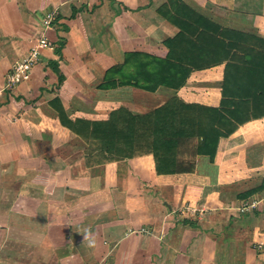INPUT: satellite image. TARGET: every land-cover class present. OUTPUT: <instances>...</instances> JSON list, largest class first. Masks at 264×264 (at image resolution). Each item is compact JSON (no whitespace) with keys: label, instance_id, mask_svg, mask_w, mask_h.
Returning <instances> with one entry per match:
<instances>
[{"label":"crops","instance_id":"0c3cea01","mask_svg":"<svg viewBox=\"0 0 264 264\" xmlns=\"http://www.w3.org/2000/svg\"><path fill=\"white\" fill-rule=\"evenodd\" d=\"M53 9L54 29L46 33L53 49L42 51L28 80L4 89L5 74ZM198 22L220 33L216 44L208 32L195 34ZM184 23L186 44L174 41L171 52L191 65L203 56L185 85L206 77L215 95L205 104L217 106L225 71L240 66L249 48L264 47V0H0V264H264V208L240 212L243 181L235 171L224 180L218 165L237 148L249 150L254 135L264 137V128L251 127H264V116L219 140L213 178L157 174L151 154L87 160L73 128L85 131L79 120H105L119 106L144 114L170 92L194 101L183 97L184 86L100 87L125 52L166 56L163 41ZM231 40L235 49L227 48ZM91 87L102 100L85 95ZM257 143L264 169V141ZM137 228L147 231L130 232Z\"/></svg>","mask_w":264,"mask_h":264},{"label":"trees","instance_id":"16d2710c","mask_svg":"<svg viewBox=\"0 0 264 264\" xmlns=\"http://www.w3.org/2000/svg\"><path fill=\"white\" fill-rule=\"evenodd\" d=\"M158 12L171 20L167 13ZM193 26L195 34L203 36L208 32L210 41L216 44L214 37L220 33H213L207 24L203 27L200 22ZM178 27L174 38L163 41L169 48L166 56L141 51L125 52L121 63L105 71L100 87L132 86L147 92H155L159 87L179 90L191 74L189 68L203 66L198 64L203 56L198 55L199 61L191 65L186 57L171 52L174 41L177 48L186 44L185 28L190 26L184 23ZM191 42L198 45L202 39L196 37ZM236 43L231 40L227 48L235 49ZM243 58L240 66L225 71L217 106L186 102L175 96L144 114H134L119 106L105 120H79L78 123L85 125V131L76 126L73 128L87 144L85 159L117 161L151 154L157 174L194 173L197 170V174L208 175V172L200 170L197 161L184 158V154L189 152L188 149L184 151V141L196 138L192 157L202 158L214 170L219 140L231 135L241 124L264 116V47L257 51L249 48V53L246 52ZM53 67L57 72L58 67L55 64ZM58 77L61 82L62 76L59 74ZM59 113L64 115L62 111ZM261 193H264V176L259 185L238 196L246 199ZM182 222L195 225L188 219Z\"/></svg>","mask_w":264,"mask_h":264},{"label":"rangeland","instance_id":"374dc122","mask_svg":"<svg viewBox=\"0 0 264 264\" xmlns=\"http://www.w3.org/2000/svg\"><path fill=\"white\" fill-rule=\"evenodd\" d=\"M205 78H204V76L203 77H199V76L197 77L196 76L195 78L191 79V83H190V85L192 84L191 86L183 85L184 86V91L182 92L183 97L194 100V101H186V102H197V103H201L204 105H210V104H205L206 101H209L206 99L210 95H215V93H212L214 91L210 90L211 87H205V82L208 81ZM194 84H196V85H194ZM91 90L93 91L92 87H91ZM94 93L95 92L93 91L92 93H90V96H88V90L85 91V95L87 97H89L90 99H97V98L100 99L101 98V100H102L103 97H98ZM156 96H158V95H151L150 97H154L156 99ZM175 96L179 97L177 95V92H170V93L161 95V96H159L160 98L158 97L159 101H154V100L150 99V97H148L149 102H150V100H151V102L154 101V103L150 104L149 107L153 106L155 103H159V104L162 103L163 104L168 99H170L171 97H175ZM116 99H118V98H116ZM142 100L146 101V99H142ZM100 110H104V109H100ZM251 127L255 128V129L264 128V127H262L261 124H257V126L253 125ZM261 136L262 135H260V137H259L257 134V135H254L252 137L254 141H253L251 147L248 148L249 150L242 151L241 148H237V150H240V152L237 155H233L231 158H229V155H225L221 158L222 162H218V165L222 166L226 171L225 172L226 173L225 174L226 179H224V180H228L229 179L228 174L233 172V171L239 173V175H240L239 177H240L241 181H243V182H241L243 187H239L237 191H240L241 189H245V190H241L240 192H238V194L236 193L237 198H239L238 195H240L241 193L259 185L260 181H261L260 178L263 177V176L261 177V174L264 172V169L260 167L262 164L259 166V161H258L261 152L256 151V149H255L258 145V143H257L258 140H261V142L264 141V137H261ZM196 141H197L196 138L186 139V141H184V143H183L184 151H187V149H188L190 152V153L189 152L185 153L184 158H187L189 160L191 158V159H194L195 162L197 161L198 166L200 165V170L204 173L208 172V176L213 178V177H215V172L217 171V167L215 166L216 168L214 170H212L211 166L205 164L204 163L205 161L202 160V158H193L192 157L193 153L191 154V152L195 148ZM254 144H256V145L254 146ZM235 154H236V152H235ZM209 172L212 175H210ZM196 173H198L197 170H196ZM228 184L230 186L232 184V182H229ZM259 197H260L259 208L263 209L264 208V193L255 194V195L251 196L250 198L253 199V198H259Z\"/></svg>","mask_w":264,"mask_h":264},{"label":"built area","instance_id":"2783aa9c","mask_svg":"<svg viewBox=\"0 0 264 264\" xmlns=\"http://www.w3.org/2000/svg\"><path fill=\"white\" fill-rule=\"evenodd\" d=\"M57 15L55 9L45 13L41 19V31L36 35H32L29 38V47L25 55L19 59L5 74L4 89L12 90L15 86L29 79L33 67L40 60L41 53L44 49H53L54 43L48 39L46 33L47 30L54 29L53 20ZM259 198H246L239 205L240 212H251L254 209L259 208ZM147 230L144 228L132 229L131 233H143ZM100 264V263H92Z\"/></svg>","mask_w":264,"mask_h":264}]
</instances>
